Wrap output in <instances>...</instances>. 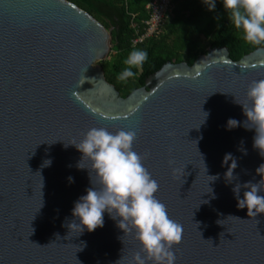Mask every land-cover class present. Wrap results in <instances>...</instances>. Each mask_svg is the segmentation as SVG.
<instances>
[{"label": "water", "instance_id": "1", "mask_svg": "<svg viewBox=\"0 0 264 264\" xmlns=\"http://www.w3.org/2000/svg\"><path fill=\"white\" fill-rule=\"evenodd\" d=\"M110 32L67 0H0V264H131L140 251L107 212L92 231L67 227L92 186L68 143L91 127L136 130L155 195L182 226L175 264H264V213L248 215L233 192L260 180L264 191V155L253 129L226 128L246 119L264 47L237 61L214 47L191 65L166 62L122 97L96 64L109 56Z\"/></svg>", "mask_w": 264, "mask_h": 264}, {"label": "clouds", "instance_id": "2", "mask_svg": "<svg viewBox=\"0 0 264 264\" xmlns=\"http://www.w3.org/2000/svg\"><path fill=\"white\" fill-rule=\"evenodd\" d=\"M202 2L208 10L216 8L217 0ZM222 5L233 27L242 33L247 42L256 45L264 43V0H222ZM215 19H220L219 13ZM147 58L146 50L131 49L124 59L127 67L123 68L117 79L123 81L133 77V68L140 67ZM245 96V103L241 104L236 99L235 102L241 104L246 119L241 122L230 117L226 121V128L242 123L245 128L253 129V147L264 155V79L253 80ZM203 113L204 119L208 113ZM136 134V130L131 128L112 132L103 127H91L78 141L68 143L81 152L77 167L89 170L92 186L74 201L71 209L74 219L67 227L78 229V233L85 229L92 231L103 226L104 213L107 212L124 234L134 232L141 246L140 251L133 255L131 264H147V261L152 264H175L173 245L180 242L182 226L169 216L166 205L155 195L158 182L144 166V157L133 148ZM226 157L231 158V153L226 154ZM82 161H87V166ZM50 163V158L44 161V165ZM231 165V169L236 167L235 160ZM262 170L264 164L256 169L260 174ZM231 176L232 170L227 171L226 177ZM67 179L72 182L74 178L69 176ZM244 186L247 190L242 196L240 184L233 188L236 206L246 207L248 215L264 213L261 180L259 183L245 182Z\"/></svg>", "mask_w": 264, "mask_h": 264}, {"label": "trees", "instance_id": "3", "mask_svg": "<svg viewBox=\"0 0 264 264\" xmlns=\"http://www.w3.org/2000/svg\"><path fill=\"white\" fill-rule=\"evenodd\" d=\"M84 10L111 30L110 60L101 62L100 67L106 81L112 84L123 97L140 88L149 75L158 71L166 62H186L191 65L198 55L208 48L225 47L229 58L237 61L259 45L247 42L240 31L235 29L223 8L222 0H217L216 8L208 10L202 0H173V9L164 22L158 37H150L132 45L136 28L142 30L148 18L145 9L150 0H67ZM220 14V19L215 16ZM136 27V28H135ZM144 49L147 60L135 75L121 81L118 74L127 67L124 64L128 52Z\"/></svg>", "mask_w": 264, "mask_h": 264}, {"label": "built area", "instance_id": "4", "mask_svg": "<svg viewBox=\"0 0 264 264\" xmlns=\"http://www.w3.org/2000/svg\"><path fill=\"white\" fill-rule=\"evenodd\" d=\"M145 9L148 11V18L143 22L142 30L135 27L136 37L131 40L132 45L160 35L164 22L172 12L173 0H150Z\"/></svg>", "mask_w": 264, "mask_h": 264}, {"label": "rangeland", "instance_id": "5", "mask_svg": "<svg viewBox=\"0 0 264 264\" xmlns=\"http://www.w3.org/2000/svg\"><path fill=\"white\" fill-rule=\"evenodd\" d=\"M110 58H111V56L109 55L105 60L109 61ZM101 62H102V61H101ZM101 62H98V63H96V64L100 66Z\"/></svg>", "mask_w": 264, "mask_h": 264}, {"label": "snow or ice", "instance_id": "6", "mask_svg": "<svg viewBox=\"0 0 264 264\" xmlns=\"http://www.w3.org/2000/svg\"><path fill=\"white\" fill-rule=\"evenodd\" d=\"M182 241V235H181V239H180V242ZM179 244L176 245V247H178Z\"/></svg>", "mask_w": 264, "mask_h": 264}]
</instances>
